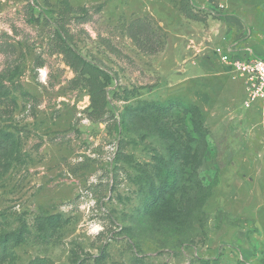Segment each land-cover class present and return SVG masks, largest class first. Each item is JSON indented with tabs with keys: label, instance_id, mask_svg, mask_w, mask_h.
<instances>
[{
	"label": "rangeland",
	"instance_id": "374dc122",
	"mask_svg": "<svg viewBox=\"0 0 264 264\" xmlns=\"http://www.w3.org/2000/svg\"><path fill=\"white\" fill-rule=\"evenodd\" d=\"M231 48L264 57V0H0V264H264Z\"/></svg>",
	"mask_w": 264,
	"mask_h": 264
},
{
	"label": "built area",
	"instance_id": "2783aa9c",
	"mask_svg": "<svg viewBox=\"0 0 264 264\" xmlns=\"http://www.w3.org/2000/svg\"><path fill=\"white\" fill-rule=\"evenodd\" d=\"M219 60L228 68L246 78L248 87L254 95L262 94L264 90V57L246 54H236L232 50L219 52Z\"/></svg>",
	"mask_w": 264,
	"mask_h": 264
},
{
	"label": "crops",
	"instance_id": "0c3cea01",
	"mask_svg": "<svg viewBox=\"0 0 264 264\" xmlns=\"http://www.w3.org/2000/svg\"><path fill=\"white\" fill-rule=\"evenodd\" d=\"M230 50L236 52V54L242 55V54H246L249 51H246L244 48L240 49V48H231Z\"/></svg>",
	"mask_w": 264,
	"mask_h": 264
},
{
	"label": "trees",
	"instance_id": "16d2710c",
	"mask_svg": "<svg viewBox=\"0 0 264 264\" xmlns=\"http://www.w3.org/2000/svg\"><path fill=\"white\" fill-rule=\"evenodd\" d=\"M159 200V197H157L156 199H155V201H158Z\"/></svg>",
	"mask_w": 264,
	"mask_h": 264
}]
</instances>
